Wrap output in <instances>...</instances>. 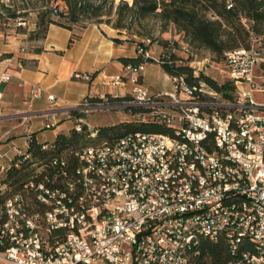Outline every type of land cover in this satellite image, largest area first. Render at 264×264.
Instances as JSON below:
<instances>
[{"label":"built area","instance_id":"obj_1","mask_svg":"<svg viewBox=\"0 0 264 264\" xmlns=\"http://www.w3.org/2000/svg\"><path fill=\"white\" fill-rule=\"evenodd\" d=\"M138 53L162 64L148 50ZM208 62L192 56L194 79ZM144 68L127 66L110 81L132 85L129 99H87L71 113L141 108L147 113H137L138 120L163 124L173 135L138 132L84 148L72 172L55 159L51 167L61 170L54 179L39 168L18 191L0 181V195H7L0 262L197 264L203 241L224 240L231 258L220 264H264V46L225 54L227 91L180 75L171 77L172 92L154 94L140 80ZM39 96L33 86L32 97ZM74 120L73 129L86 125L96 137L82 117ZM7 166L0 165V179Z\"/></svg>","mask_w":264,"mask_h":264},{"label":"trees","instance_id":"obj_2","mask_svg":"<svg viewBox=\"0 0 264 264\" xmlns=\"http://www.w3.org/2000/svg\"><path fill=\"white\" fill-rule=\"evenodd\" d=\"M228 1L231 7H228ZM52 3H56L57 6L52 8ZM114 5V0H44L47 10L42 12L38 24V27L43 29L41 38L42 40L45 38L51 25L73 31L74 29L82 30L90 23L111 25L118 32V36H122L123 31L129 30L133 23L142 24L154 17L165 26L176 25L192 43L205 47L218 56H223L224 59L227 52L250 48L247 43L250 35L242 25V18L254 22L257 32H260V27L264 26V0H132L131 6L126 1H120L116 6V20L112 22L111 15ZM209 15L215 19H210ZM12 16L17 17L15 14ZM118 36L113 39L116 44L130 41ZM225 37L227 42L224 41ZM74 39L75 36L70 40V44ZM165 47L166 49L164 48L160 55L162 61L160 66L165 74L170 77L184 75L190 82L203 81L215 89L228 90V83L220 87L204 73L194 79L192 69L186 63L194 55L191 54L187 60L177 57L175 50L181 48L178 43L166 42ZM121 62L123 70L127 66L138 67L148 62L153 63L152 60H146L143 55L139 54L138 50L135 57L123 58ZM178 62L181 64L179 65ZM140 80L143 82L142 75H140ZM225 96L228 97V93H225ZM107 98L114 102L126 100L110 96ZM91 101L99 102L100 99H91ZM74 114L76 113L72 112V115ZM96 131V137H91L88 127L83 125L81 132L72 129L67 134L59 133L52 143L38 142L32 137L27 150L13 158L7 166L6 172L0 179L1 184L6 185L12 191L21 190L25 183L38 174L39 168H44L42 173L54 179L61 170L59 166L51 167L55 159L65 160L68 171L72 172L78 164V158L75 156L77 151L91 146L113 144L130 134L141 132L173 135L172 129L163 124L142 120L111 124L96 128ZM26 156L29 158L25 159ZM6 197V193L0 195V231L4 222L3 206ZM248 246V244L240 246L239 250L245 251ZM201 249L203 257L197 261V264H220L231 258V251L224 240L218 243L203 241Z\"/></svg>","mask_w":264,"mask_h":264},{"label":"crops","instance_id":"obj_3","mask_svg":"<svg viewBox=\"0 0 264 264\" xmlns=\"http://www.w3.org/2000/svg\"><path fill=\"white\" fill-rule=\"evenodd\" d=\"M115 37L113 29L93 23L73 31L51 25L36 51H0V165H9L25 152L32 137L54 142L43 138L45 124L71 118V109L83 101L131 93L128 87L110 83L123 74L121 59L136 56L127 43L116 44ZM3 74L10 80L2 81ZM75 74L92 78L75 79ZM33 86L40 90L38 98L32 97ZM49 95L56 101H49ZM61 126L59 133H65Z\"/></svg>","mask_w":264,"mask_h":264},{"label":"rangeland","instance_id":"obj_4","mask_svg":"<svg viewBox=\"0 0 264 264\" xmlns=\"http://www.w3.org/2000/svg\"><path fill=\"white\" fill-rule=\"evenodd\" d=\"M115 5L111 15V21L116 20L115 11L116 6L120 1H126L131 6L132 0H114ZM56 3H52L51 7L55 8ZM47 7L44 6V0H0V51H7V49L16 48L18 53L23 51H36L42 41L43 29L38 27L40 16L45 12ZM13 14L17 17L13 18ZM209 18L214 20L215 17L209 15ZM106 29H113L111 25L101 24ZM242 25L249 32L250 37L247 43L251 46H264V26L260 27V32L255 30V23L247 18H242ZM114 30V29H113ZM114 34L118 36V32L114 30ZM123 40L129 39V52L144 49L148 50L150 55L160 57L165 47V43H178L181 47L175 50L177 57L183 60L193 58L197 61L208 59V65L204 68V75L211 77L218 85L227 83L226 75L224 74V59L223 56H218L209 49L201 47L180 32L179 28L174 24L165 26L157 18H149L142 24L133 23L129 30L123 31L122 36H118ZM227 42V38H224ZM7 55H2V58ZM135 56V54H133ZM186 62V61H185ZM183 62V63H185ZM186 63L189 64L187 61ZM180 65L181 62H178ZM143 85L152 93H170L173 91L172 79L166 76L161 66L148 62L142 72ZM128 89H132V85H127ZM130 94H127L125 99H129ZM137 113H147L146 110L137 109H123V110H109L104 109L89 114L79 113L76 115L63 116L58 118V125L53 129L44 130L43 138L50 142L54 141L57 134L60 132L59 127H63L66 134L69 133L72 127L74 128L76 118L82 117L84 122L89 125L92 130L111 124H118L124 122H135L138 120ZM147 120L148 117L146 118ZM40 171V170H38ZM3 175L1 176V178ZM0 264H8L0 262Z\"/></svg>","mask_w":264,"mask_h":264}]
</instances>
